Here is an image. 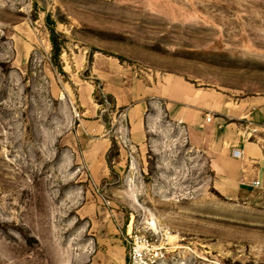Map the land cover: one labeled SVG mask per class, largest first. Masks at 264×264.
Returning a JSON list of instances; mask_svg holds the SVG:
<instances>
[{
    "label": "rangeland",
    "instance_id": "1",
    "mask_svg": "<svg viewBox=\"0 0 264 264\" xmlns=\"http://www.w3.org/2000/svg\"><path fill=\"white\" fill-rule=\"evenodd\" d=\"M176 79L264 100V0H0V264H128L136 237L147 264H264V191L206 153L229 117L177 119Z\"/></svg>",
    "mask_w": 264,
    "mask_h": 264
},
{
    "label": "crops",
    "instance_id": "2",
    "mask_svg": "<svg viewBox=\"0 0 264 264\" xmlns=\"http://www.w3.org/2000/svg\"><path fill=\"white\" fill-rule=\"evenodd\" d=\"M177 90L174 94L173 91ZM166 111H174L175 116L184 123L204 127L208 125L202 115L218 111L221 117H229L230 123L218 119L223 124L210 135L206 153L218 178H222L225 186L231 190L246 189L241 179L246 182L259 180L264 185V100L241 102L225 112L220 108L218 100L207 98L194 91L181 80H167L159 89L158 98ZM139 106L128 111L129 120L136 130L134 141L144 143L142 125L137 119ZM173 109V110H172ZM131 115V116H130ZM131 117V118H130ZM204 117V118H205ZM203 123V124H202ZM187 125V124H186ZM233 149L242 152L241 159L231 156Z\"/></svg>",
    "mask_w": 264,
    "mask_h": 264
},
{
    "label": "built area",
    "instance_id": "3",
    "mask_svg": "<svg viewBox=\"0 0 264 264\" xmlns=\"http://www.w3.org/2000/svg\"><path fill=\"white\" fill-rule=\"evenodd\" d=\"M205 123L210 122V117H205ZM231 156L234 159H241L242 152L239 149H233L231 152ZM241 185L247 186L252 190H263L264 185L259 180H254L251 182H246L245 180L241 179ZM145 251L148 252L149 258H145L146 254ZM159 249L155 248L151 243V238L146 237H136L132 243L131 252H130V260L128 264H147V261L155 263L159 260L160 252Z\"/></svg>",
    "mask_w": 264,
    "mask_h": 264
},
{
    "label": "trees",
    "instance_id": "4",
    "mask_svg": "<svg viewBox=\"0 0 264 264\" xmlns=\"http://www.w3.org/2000/svg\"><path fill=\"white\" fill-rule=\"evenodd\" d=\"M52 45H53V49H54V50H57L56 45H55V43H54L53 40H52Z\"/></svg>",
    "mask_w": 264,
    "mask_h": 264
}]
</instances>
